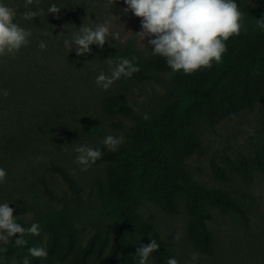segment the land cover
<instances>
[{"label":"trees","instance_id":"trees-1","mask_svg":"<svg viewBox=\"0 0 264 264\" xmlns=\"http://www.w3.org/2000/svg\"><path fill=\"white\" fill-rule=\"evenodd\" d=\"M2 2L16 10L14 22L32 32L28 49L38 48L59 17L77 4L76 0H33L25 8V0ZM52 4L61 8L56 15L47 13ZM39 9L44 10V15L32 20L23 18L25 11ZM260 19H264V0L256 4L246 28L226 42L227 50L221 61L190 75L173 72L165 58L153 54L144 56L132 45L108 50L107 57L113 61L136 57L134 63L140 71L131 77H121L107 90L97 86L94 80H87L78 94L86 100V115L78 122L83 133L91 138L119 137L113 129L123 133L124 143L115 151L98 142L90 143L102 151V158L92 166L105 169L92 194L101 202V216L115 231L111 236L99 228L86 243L82 241L74 224L79 216L77 205L82 187L64 166L52 164L49 169L72 192L73 199L64 207L56 208L47 201L40 203L30 190H26L25 196L20 193L11 197L9 202L13 213L29 209L35 212L34 223H39L40 234L48 235V256L43 259L46 264H137V249L152 239L160 247L150 256L149 264H167L170 258L180 264L158 231L142 217L141 208L149 205L169 216L179 215L184 207L189 214L188 241L208 257L215 255V237L208 225L213 220V212L234 216L245 227L249 225L256 201L249 190L232 188V174H238L247 187L256 176L264 177V118L260 123L261 134L248 155L236 151L234 159L221 158L223 165L212 163L215 178L224 187L208 189L196 182L187 168V160L205 154L204 133L223 120L238 119L253 112L264 100V29L257 27ZM52 40V37L47 39ZM101 66L110 75L107 60ZM49 70L38 61L26 64L23 57H0V90L9 91L7 98L0 95V109H16L13 116L19 114L22 118L17 124H11L8 137L0 138V150L8 162L37 144L38 139L31 137L37 133L35 127H40L38 135H47L60 127V120L64 123L67 119L64 112L55 115L46 111L25 119L20 109L34 108L30 100L46 106L55 102L75 105L78 95H71V88L63 81L43 75ZM152 83L159 85L160 90ZM135 93L143 98H134ZM90 108L94 109L92 114H89ZM72 112L68 118L75 122ZM144 114L150 119L144 120ZM8 178L13 175L9 174ZM41 183L45 196L66 201L64 195L49 188L44 180ZM38 205L42 206L41 210ZM17 222L25 227L32 224L18 217ZM37 238L25 236L27 244L19 247L14 243L15 238H11L6 245L7 253H0V264H9L11 259L22 256L30 258V264H38L39 259L29 254Z\"/></svg>","mask_w":264,"mask_h":264},{"label":"rangeland","instance_id":"rangeland-1","mask_svg":"<svg viewBox=\"0 0 264 264\" xmlns=\"http://www.w3.org/2000/svg\"><path fill=\"white\" fill-rule=\"evenodd\" d=\"M76 1L77 4L71 10L59 17L52 29V35L43 36V42L47 45L44 50H41L39 46L30 49L22 47L15 55L19 59L23 57L26 64L38 61L49 67L50 70L43 75L53 76L54 79L66 83L71 88V95H78L81 92L79 89L87 80H96L98 74L103 70L102 62L108 59L109 49L116 50L132 45L144 56H150L154 51L148 43L150 38H145L142 41L140 37L135 35L141 31V19L130 11L125 14L124 9L127 8V5L124 0ZM258 1L235 0L241 12L245 14L241 29L246 28L248 18ZM105 22H107L111 33L118 32L120 34V39L114 40L110 35L103 48L92 45L91 52L83 56L76 55L75 45H72L73 49L70 52L64 46V40H70L72 34L79 30L83 23L95 27L96 24ZM50 37L53 40L47 41ZM27 51H29L28 55ZM154 85L156 89L160 90L159 85ZM78 96L75 98V105L55 102L46 106L40 105L35 100H30L34 108H29L27 111L30 113L27 114L39 116L43 111H46L59 115L64 112L67 119L62 118L65 122L62 123L60 120V127L47 135H38L40 127H35L37 133L31 134V137L38 139L37 144L33 145L32 148L24 149V153H21V156L18 155L16 160L8 162V158L0 150V168L7 172L5 181L0 182V203H9L11 197L18 196L20 193L25 196L26 190H30L37 195L40 203L47 201L56 208L64 207L65 203L73 199L72 192L59 175L49 169L52 164L62 165L82 187L77 205L79 216L74 219V224L81 233L82 241L86 243L99 228L111 236L115 229L108 220L101 216V202L92 194L95 191L96 182L104 177V167L91 165L86 171H83L81 170L83 166L76 163L78 155L74 150L76 146L90 145V143L95 142L103 144V139L94 136L91 138L83 133L78 119L86 115L84 110L86 100L82 99V96ZM70 97L72 98V96ZM134 98L142 99L143 97L135 93ZM63 108L65 110H62ZM90 109L89 114H92L94 109ZM70 112H72L73 117H76L75 122L68 118ZM263 118L264 100L258 103L253 112L246 113L238 119L223 120L213 130L204 133L202 141L206 150L205 154L187 160V168L193 179L208 189L224 187V183L215 178L212 163L223 165L221 158L230 156L234 159L236 151L248 155L256 144L259 134H261L260 123ZM125 120L130 123L129 120ZM4 126H0V138L9 135L11 132L12 125L8 124V131H5ZM113 131L119 137L123 136L121 131L117 129H113ZM9 174L13 175V178H8ZM232 179L233 189L249 190L256 201L254 210L249 215L250 223L245 227L234 216L213 212V220L208 225L215 237V255L208 257L199 253V259L195 264H264V177L256 176L248 187L238 174L233 173ZM42 180L49 188L64 195L66 201L58 202L45 196ZM38 206L41 210L42 206ZM141 213L144 220L150 222L158 231L162 242L177 256L180 264H193L190 258L192 253L197 251L188 241L189 214L184 207H181L180 214L177 216H169L152 205L142 207ZM13 215L30 223H34V219H36L35 212L30 209L15 212ZM177 235H179V239L174 241V237ZM47 239V233L42 232L35 241V247L43 246L47 249ZM23 259L24 256L18 260L11 259L9 264H23ZM38 259V264H46L44 258ZM28 261L30 264V258ZM53 264L62 263L55 262ZM137 264H139V260Z\"/></svg>","mask_w":264,"mask_h":264},{"label":"clouds","instance_id":"clouds-1","mask_svg":"<svg viewBox=\"0 0 264 264\" xmlns=\"http://www.w3.org/2000/svg\"><path fill=\"white\" fill-rule=\"evenodd\" d=\"M124 3L127 5L125 14L130 11L141 19V31L135 35L142 41L150 38L148 43L154 49L152 54L165 58L167 66L173 72H183L186 75L211 68L214 62L221 61L227 50L226 42L240 34L245 15L235 0H124ZM32 4L33 0H25V8ZM60 9L52 4L47 13L56 15ZM40 15H44L43 9L29 10L23 13V18L32 20ZM15 16L16 10L0 0V57L15 56L22 47L30 43L32 32L15 23ZM257 27L264 29V19L257 20ZM110 35L114 40L120 39L118 32H110L107 22L96 24L95 27L83 23L72 34L71 39H65L63 43L69 52L73 49L72 45H75L76 55L83 56L91 52L92 45L103 48ZM38 46L41 50L47 47L43 41ZM135 60L136 57L120 58L116 61L107 59L110 75L101 71L95 83L107 90L121 77H131L140 71L134 63ZM0 95L7 98L9 91L0 90ZM143 119L148 120L150 117L144 114ZM102 143L108 150L115 151L124 143V138L107 135ZM74 150L78 154L76 163L83 166V171L102 158V151L90 145H79ZM6 176V170L0 168V182H4ZM9 205L7 202L0 203V245H5L0 246V253H7L6 245L10 238H15L14 243L19 247L27 244L25 236H40L39 223L22 226L17 222V217L13 215L14 209ZM178 239L179 235L174 237V241ZM159 247L155 239L147 245H141L137 249L139 264H148L150 256ZM29 254L35 258L46 259L48 251L43 246H36L29 248ZM199 256L198 251L192 253L190 259L193 264ZM23 264H29L27 257H24ZM167 264H178V261L170 258Z\"/></svg>","mask_w":264,"mask_h":264},{"label":"crops","instance_id":"crops-1","mask_svg":"<svg viewBox=\"0 0 264 264\" xmlns=\"http://www.w3.org/2000/svg\"><path fill=\"white\" fill-rule=\"evenodd\" d=\"M28 109H23V108L20 109L21 111H23V113H24L23 116L25 119H27L28 116L29 117L33 116L31 114H27V113H30L29 111H27ZM14 110H16V109H8V108L0 109V126L5 125L4 126L5 131H8V124L11 125L13 122L17 124L20 121V119H22L20 117L21 115H19V114L17 116H13ZM6 136L8 137V135H6ZM33 145H35V144H33Z\"/></svg>","mask_w":264,"mask_h":264}]
</instances>
